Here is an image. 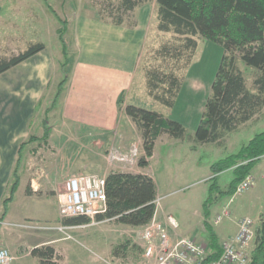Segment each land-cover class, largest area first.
Here are the masks:
<instances>
[{"label":"rangeland","instance_id":"obj_1","mask_svg":"<svg viewBox=\"0 0 264 264\" xmlns=\"http://www.w3.org/2000/svg\"><path fill=\"white\" fill-rule=\"evenodd\" d=\"M118 1L0 0V57H8L23 50L29 43L41 41L61 61L59 78L66 75V79H70L68 92L71 93L68 97L65 94L51 121L56 132L63 131L56 140L68 135L72 144L56 143L51 146L49 142L47 144V140L39 137L40 142L33 144L35 150L30 152L31 159L38 162L33 163L27 170L33 172L30 177L37 176L34 171L41 174L34 185L49 198L50 194L62 191L63 182L69 175L97 173L105 176L109 170L147 173L157 187V217L164 219L166 214H171L177 221L178 226L173 229L175 233L171 237L192 238L209 250L207 232L203 225L202 204L209 195V177L213 174L210 165L217 159L236 152L254 133L264 129V106L236 130L228 132L220 144L194 141L190 135L194 134L210 93L211 83L224 53L222 45L203 37L196 38L197 47L190 64L183 72L175 103L171 107L165 106L146 94L144 69L146 65L159 63L155 59L158 55L157 49L165 41L171 40L174 33L157 29L154 0L136 6L125 14L121 25L112 24L117 16L115 6ZM47 3L58 18L67 19V30L63 35L67 52L65 72L62 66L61 43L56 33L60 23ZM107 31L109 35L121 36L128 31L139 32L142 44L136 55L134 56L133 50L134 40L126 35L111 37L107 35ZM234 54L246 86L254 91L252 80L257 70L239 59L238 52ZM132 59V77L127 82L122 77L129 72ZM88 66L93 69L108 67L110 85H115L116 79L117 85L120 83L122 87L117 88L115 95L113 92L116 90L108 92L107 95L103 91L102 95V89L106 86L110 89V85H102L101 81L97 86V82L81 77L82 74L78 72L80 67L86 70ZM55 87L54 84L52 96L56 91ZM112 95L114 98H110ZM96 98L99 100L95 101ZM100 102L102 106L99 104L98 110L102 113L101 118L105 121L111 118L110 125L105 130L104 138L96 131L92 133L97 138L89 134L91 138L88 137V142L87 133L84 132L86 129L82 127L85 124H95L96 118L91 113H96L97 104ZM125 103L155 110L164 117L180 122L185 128L184 137L173 138L162 133L155 140L152 156L146 157L148 165L139 167V157L144 155L141 132L125 114ZM132 148H137L138 152L136 150V155L130 159L109 161L111 151L130 153ZM56 169L60 170V174L50 173ZM49 176L53 178V184L50 185H54L53 189L57 190L37 184L42 178H45L47 184ZM250 176L252 182L240 194L228 196L218 193L216 189L211 191L208 221L218 235L220 245L236 232L237 224L242 218L250 217L255 230L261 214H264V156L252 168ZM231 178V169L219 174L217 185L221 192L228 188ZM51 201L43 207L30 208L40 215L45 214L48 207L54 208L56 205L55 199ZM25 211L30 212L18 198L10 217L15 219ZM217 217L220 218L215 222ZM88 223L62 230L56 228L59 223L52 224L56 226L54 230L61 238L56 251L60 257L58 264H135L139 260L141 248L136 233L137 226L125 225L112 219ZM5 225L11 226L7 223ZM252 245L253 242L250 249ZM17 261L19 260L13 264H18Z\"/></svg>","mask_w":264,"mask_h":264},{"label":"trees","instance_id":"obj_2","mask_svg":"<svg viewBox=\"0 0 264 264\" xmlns=\"http://www.w3.org/2000/svg\"><path fill=\"white\" fill-rule=\"evenodd\" d=\"M148 1L151 0H119L115 6L117 16L112 23L122 24L125 14ZM154 1L157 29L173 32L174 36L157 49L158 55L155 59L157 58L159 63L146 65L144 69L146 94L165 106H173L182 84L183 72L190 64L197 47L196 38L199 36L220 43L224 53L211 83L210 93L204 103L198 125L194 134L190 135V138L198 143L220 144L228 132L236 130L264 106V0ZM47 6L60 23L56 33L61 43L62 66L65 72L67 52L63 35L67 30V19L58 18L48 3ZM44 47L41 41L33 42L17 53L0 57V73ZM235 52H238L239 59L246 65L257 70L252 80L254 91L246 86L242 72L236 64ZM65 82L66 75L58 82L53 99L45 109L43 133L40 137L43 140L49 135L47 115L54 107ZM124 112L141 132L144 152L138 160L141 167L148 165L146 157L152 155L155 140L162 133L173 138L184 137L185 128L180 122L164 117L155 110L126 104ZM36 138L35 135H30L26 142ZM262 156L264 129L254 133L236 152L211 163L210 170L213 174L209 177L211 180L209 195L202 204L203 225L209 243L204 262L218 258L221 253L218 235L208 221V202L212 189L231 196L237 184L250 175L252 168ZM229 169L232 178L225 192H221L217 185L218 176L222 171ZM18 180L15 171L9 192L2 200L3 211L0 221L4 217L8 202L12 200ZM105 194L106 210L98 213L95 216L96 220L108 218L122 224L142 226L148 223L155 213L157 187L147 173L109 170L105 175ZM89 221L90 218L83 215L61 219V223L65 225ZM254 234L247 264H264V214H261ZM30 253L38 258L40 264H58L60 259L54 247L49 244L35 246Z\"/></svg>","mask_w":264,"mask_h":264},{"label":"crops","instance_id":"obj_3","mask_svg":"<svg viewBox=\"0 0 264 264\" xmlns=\"http://www.w3.org/2000/svg\"><path fill=\"white\" fill-rule=\"evenodd\" d=\"M108 32L109 31H107V35L110 34ZM130 32L128 31L126 34H122V36L117 34H111L109 36L118 38L126 35L134 40L135 47H133V50L135 56L142 44V38L139 32ZM133 59L129 72L122 77L124 81L128 82L132 77L134 66ZM59 69L61 70V61L57 59L45 45L42 50L0 73V215L3 211L2 200L9 192V185L14 178L15 171L19 178L12 200L8 202L4 217L0 221V245L8 248L12 256L10 264H13L16 260H19L17 261L18 264H40L38 258L30 253V250L33 247L49 244L54 247L55 251H57V247L60 246L59 242L61 241V238L54 230V227L57 225H52L54 223H59V225L61 224V218L57 205L58 194H50L49 198L44 191L40 193L34 183L41 176V174L34 171L37 176L30 177V174L33 172H29L27 170V168H30L33 163L38 162L37 160L35 161L31 159L32 156H30V152L35 150L33 144L40 142L39 137H41L43 133L45 109L50 105L56 92L55 91L52 96L54 84L56 85L55 89L57 90V84L62 78H59L58 76L60 75ZM87 69V71L83 69V67L78 69V72L82 74L81 77H86L88 80L91 79L92 82H97V86L101 81L102 85H104V83L110 85L108 82H111L109 72H107L109 70L108 67H95V69H93L88 66ZM96 69L97 71H95ZM100 73H102L101 76ZM119 77L120 76H118V79ZM114 82L115 85H110V89H108L107 86L102 89V95L103 91H106L107 95L108 92L111 93L114 90L116 91L113 92V95L116 94L115 92H117V88L121 85L120 83L117 85L116 79ZM69 83L70 79L68 77L66 82L63 84L62 90L57 97L54 107L47 115L49 135L46 140L47 144L49 142L51 146L56 143H60V145L67 143L72 144V140L68 137V135L60 137L59 140H56L57 136L62 135L63 131L61 133L56 132L54 130L55 125H53V122L51 121L56 114L60 101L63 99L65 94L68 97L69 93H71L68 92ZM113 95L110 96V98H114ZM96 100L98 101L99 99L96 98L95 101ZM67 101L69 102V99ZM99 104L101 105L102 102L97 104L96 113H91V115L94 114V117L96 118L94 121L95 124L93 126L85 124V127H82L83 129H86V131H83L87 133L86 140H88V142V137L90 136L89 134H92L94 138H97L92 132L99 131L98 133H100V135L104 138L106 134L105 130H108L110 125L111 118L106 121L101 118L102 113L98 110L100 108ZM126 104L127 103H125V105ZM66 108L67 105L65 107V111ZM73 108L77 109V107ZM107 112H110L109 106L107 108ZM71 113L73 114V109ZM56 121L54 123H56ZM30 135H35L37 138L30 142H26ZM40 167L45 168L44 165H40ZM50 173L57 175L60 174V170L56 169ZM52 179L53 178L49 176V182L46 184L45 178H42L41 181H37V184H44L50 190H57L53 189L54 185H50L53 184V182H51ZM49 186L53 187L50 188ZM18 198L30 212L25 211L22 215H18L15 219H11V211ZM53 199L56 200L55 209L53 207H48L45 214L40 215L30 208L31 206L37 208L43 207L45 204L51 203V200ZM157 207L155 211L156 215H158ZM6 223L11 226L5 225Z\"/></svg>","mask_w":264,"mask_h":264},{"label":"built area","instance_id":"obj_4","mask_svg":"<svg viewBox=\"0 0 264 264\" xmlns=\"http://www.w3.org/2000/svg\"><path fill=\"white\" fill-rule=\"evenodd\" d=\"M132 148L130 153L111 151L109 161H126L136 155ZM252 182L247 175L235 188V194L246 190ZM60 217L87 216L88 224L97 223L95 216L106 210L105 176L97 173H80L69 175L63 182V188L57 196ZM157 207V206H156ZM156 211V209H155ZM220 217L215 220L218 221ZM105 220V219H103ZM108 220V218H106ZM84 226L86 223L77 224ZM76 225H57L56 228L73 227ZM178 224L171 214L164 219L154 213L152 219L137 226V237L140 241V258L135 264H247L250 259V244L254 239V223L250 217L242 218L236 232L221 243V253L218 258L204 262L207 249L192 238L171 237ZM12 256L8 249L0 246V264H10Z\"/></svg>","mask_w":264,"mask_h":264}]
</instances>
